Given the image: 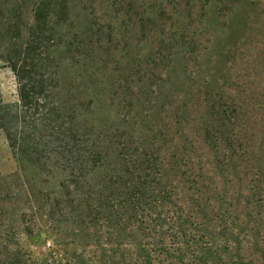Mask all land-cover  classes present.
<instances>
[{
	"label": "trees",
	"instance_id": "obj_1",
	"mask_svg": "<svg viewBox=\"0 0 264 264\" xmlns=\"http://www.w3.org/2000/svg\"><path fill=\"white\" fill-rule=\"evenodd\" d=\"M179 1L166 2L172 10ZM14 3L7 15L0 8V62L12 71L17 88L14 102L0 95V133L17 161L29 159L53 171V157L63 176L45 200L27 189L39 204L45 229L38 232L46 239L33 238L30 208L22 212L20 235L39 245L40 257L0 233V264H248L229 209H221L217 187L209 190L206 182L209 174L219 180V172L233 175L241 131L237 102L205 88L201 97L173 99L151 126L145 119L154 111L135 120V129L128 113L122 131L106 123L85 129L84 103L61 82L60 65L62 54L74 57L71 47L81 48L85 39L102 46L103 25L93 15V29L86 26L68 36L72 0ZM155 6L149 16L135 10L140 32L152 31L148 25L167 15L163 2L157 13ZM94 53L92 48L89 60ZM176 122L181 128L175 131ZM53 231L58 237L49 243Z\"/></svg>",
	"mask_w": 264,
	"mask_h": 264
},
{
	"label": "rangeland",
	"instance_id": "obj_2",
	"mask_svg": "<svg viewBox=\"0 0 264 264\" xmlns=\"http://www.w3.org/2000/svg\"><path fill=\"white\" fill-rule=\"evenodd\" d=\"M14 1L0 0L3 15ZM166 1L72 0L74 22L67 35L81 33L86 26L93 29L91 19L96 15L103 25V44L85 39L79 42L81 48L71 47L74 57L62 54L61 82L70 87L71 96L84 103L89 117L85 129L94 124L97 130L106 123L107 128L114 130L118 125L122 131L127 113L130 129H135V120L144 119L151 111L154 113L145 121L156 123L157 114L169 111L173 99L201 97L205 88L235 100L241 131L236 138L233 175L219 172V180L209 174L206 182L209 190L217 187L214 194L221 209H229V220L237 225L241 233L237 231V238L243 241L251 260L248 264H264V0H180L172 10ZM160 2L170 11L148 25L152 31L140 32L135 27V10L149 16L151 5L155 3L153 12L157 13ZM188 8H192L190 17ZM21 15L28 13L23 9ZM92 48L95 53L89 60ZM99 49L101 55L96 54ZM16 94L14 75L0 62L3 101H16ZM89 99L92 103L86 107ZM173 127L175 131L181 128L177 122ZM53 163L52 171L42 170L29 159L17 161L0 133V233L23 250L32 251L36 258L42 250L20 235L21 215L30 208L36 233L33 238L40 235V227L45 229L42 212L36 211L39 204L28 197L27 189L39 194L37 200L54 194L63 174L52 157ZM226 178L232 184L223 181ZM55 232L49 243L58 237ZM45 239L43 232L40 241Z\"/></svg>",
	"mask_w": 264,
	"mask_h": 264
}]
</instances>
